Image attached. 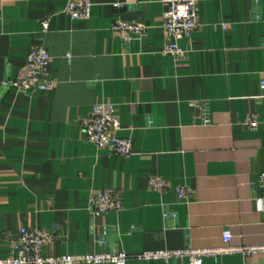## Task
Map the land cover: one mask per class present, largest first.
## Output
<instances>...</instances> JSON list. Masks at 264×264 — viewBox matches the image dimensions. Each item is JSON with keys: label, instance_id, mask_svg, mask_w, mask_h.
<instances>
[{"label": "crops", "instance_id": "0c3cea01", "mask_svg": "<svg viewBox=\"0 0 264 264\" xmlns=\"http://www.w3.org/2000/svg\"><path fill=\"white\" fill-rule=\"evenodd\" d=\"M66 1L0 0V258L11 254L8 233L23 226L52 232L44 252L54 255L221 247L225 229L231 246L262 245L264 1L196 0L198 26L177 41L178 58L162 53L159 0H91L86 20L63 14ZM117 20L147 28L124 43L110 30ZM32 46L51 56L50 91L4 84ZM103 101L115 107L119 135L132 139L128 158L95 147L80 128ZM150 176L168 189L151 190ZM177 185L192 197L179 201ZM97 189L117 190L122 208L93 216ZM202 264H264V254Z\"/></svg>", "mask_w": 264, "mask_h": 264}, {"label": "built area", "instance_id": "2783aa9c", "mask_svg": "<svg viewBox=\"0 0 264 264\" xmlns=\"http://www.w3.org/2000/svg\"><path fill=\"white\" fill-rule=\"evenodd\" d=\"M165 7L162 15L161 29L168 37L162 53L173 57L184 54L177 41L189 38L198 26L196 0H159ZM264 1V0H263ZM91 0H67L61 12L74 20H86L91 14ZM121 7V3H114ZM264 21V16H263ZM42 31L48 28V20L39 22ZM146 26L140 23L117 20L110 25V30L124 43L141 37L146 31ZM264 44V34H263ZM51 56L42 46H32L26 56L24 65L15 78L8 79L4 84L20 91H50L54 87V80L49 72ZM259 88L264 96V77L259 80ZM204 118L203 123H208ZM244 124L247 128L255 130L257 119L255 115L248 114ZM80 128L85 139L95 147L107 149L114 155L128 158L133 155V144L130 137L119 135L121 124L115 114V107L110 102H99L92 106L88 116L80 119ZM257 187L264 191V171L257 178ZM148 186L151 190L165 192L168 184L161 178L150 176ZM174 192L179 201L189 200L193 190L186 185H177ZM255 206L260 213L264 225V195L255 197ZM89 208L93 216H99L109 211H118L122 202L118 191L115 189H97L89 198ZM164 213V217H166ZM53 238L50 231L36 227H20L15 233H8L11 254L0 258V264H126L129 259L138 262L171 261L186 259L188 264H202L207 257L216 258L219 255L241 253L245 256L264 254V243L258 246L230 245L231 233L225 229L222 233L223 245L214 248H190L174 250H144L129 256L124 252H98L87 254H45L44 248Z\"/></svg>", "mask_w": 264, "mask_h": 264}]
</instances>
